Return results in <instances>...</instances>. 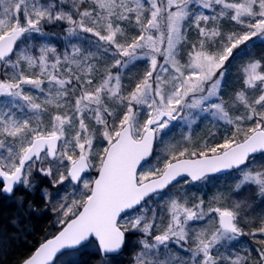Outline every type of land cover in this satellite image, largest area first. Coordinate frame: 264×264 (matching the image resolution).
Instances as JSON below:
<instances>
[{
    "label": "snow or ice",
    "instance_id": "1",
    "mask_svg": "<svg viewBox=\"0 0 264 264\" xmlns=\"http://www.w3.org/2000/svg\"><path fill=\"white\" fill-rule=\"evenodd\" d=\"M224 21L239 30L223 33ZM45 25L66 26L62 51L36 43ZM189 33L196 40L182 63ZM254 38L264 43V0H0V195L34 211L37 192L53 205L45 180L57 194L73 187L52 208L62 230L21 264H55L62 250L90 246L93 264H113L137 233L134 264H264V239L255 257L232 248L264 235V215L241 227L247 201L228 206L221 194L189 206L172 193L229 172L236 195L255 186L264 199V63L243 66L234 99L223 90L230 62L251 56ZM137 62L146 67L129 86L123 73ZM201 118L223 124L220 139L165 141L174 122L191 128ZM160 145L163 164L151 167Z\"/></svg>",
    "mask_w": 264,
    "mask_h": 264
},
{
    "label": "trees",
    "instance_id": "2",
    "mask_svg": "<svg viewBox=\"0 0 264 264\" xmlns=\"http://www.w3.org/2000/svg\"><path fill=\"white\" fill-rule=\"evenodd\" d=\"M227 25V28L221 27L222 32L225 34L236 29H234L235 23L227 21ZM191 36L192 35L189 33V37ZM195 40L196 37L192 38L190 43L195 42ZM254 43L255 46L250 48L251 56L238 57L230 62L229 72L227 73L223 85L225 99H234L235 92L243 89V66L248 63L250 59H258L264 63V43H261L260 41ZM190 47L191 44H189V49ZM140 65L141 64H138L137 66ZM135 76H137V74L131 75V73L127 71L126 74L123 75L122 79L125 84L132 86L135 82L132 78ZM97 82L98 80L94 81V83ZM38 97L43 99L42 95ZM54 111L55 106L49 105V112L51 113ZM230 114L240 115V111H237L236 114L233 112ZM44 119L47 122L46 117ZM211 130L212 129H204L197 140L192 138L194 133V131H192L189 136L191 143H200L205 139H210V134L212 133ZM175 135L177 137H181L182 133L180 132V134H178L176 131ZM217 135H219L218 132L216 133V139H218ZM183 141L185 143H189L187 140ZM42 187L47 188L50 192H52L55 199L52 206H47L45 201L41 199L39 192H37L34 196H29L28 199L35 202L34 211H29L27 207H18L15 197L0 195V264H20L21 261L28 258L42 242L55 235L62 227L56 222L57 214L56 211L53 212L52 208L55 206L56 201L66 196L69 190L68 184L65 188H60L58 194L57 190H55L51 184L49 185V182H44ZM20 191V189L17 190V195H19ZM247 237L248 239L239 238L236 243L232 244V248L235 252L238 251V253H241V255H246L247 252H251V256L255 257L256 249L260 246L258 244L260 239L257 236L247 235ZM130 244L128 245L127 250L123 251L114 259L113 264L131 263L132 253H130ZM94 251V246L82 249L77 254V260L67 262L66 264H93V261L96 259Z\"/></svg>",
    "mask_w": 264,
    "mask_h": 264
},
{
    "label": "rangeland",
    "instance_id": "3",
    "mask_svg": "<svg viewBox=\"0 0 264 264\" xmlns=\"http://www.w3.org/2000/svg\"><path fill=\"white\" fill-rule=\"evenodd\" d=\"M234 23V22H232ZM227 21L222 22L221 27L227 28ZM66 26H61V25H45L44 26V31L47 33L46 36L44 37H38L36 39V43H41V42H47L51 45H54L57 47L58 51H62L63 48L66 46L67 41L64 39V31L63 28ZM234 27V26H233ZM236 28V29H235ZM234 31H238L239 27L235 24ZM192 36L189 37V41L192 40V38H195L196 35L195 33H190ZM254 42H259L258 40H255ZM191 44V43H189ZM243 47V46H241ZM189 50V45L184 48L182 51V63L187 61V51ZM138 64H141L140 66H137ZM146 67V64L142 62H137L135 65H130L127 70L124 71L123 75L126 74L127 71L131 73V75H139L144 71V68ZM115 72V69H113ZM130 75V74H129ZM25 90L30 91L31 94L35 96H40L41 94L35 90L32 89L31 86L25 85ZM234 114L237 113V111L233 112ZM46 119L48 120L49 117L46 115ZM44 117V118H45ZM94 123V122H93ZM200 126V127H199ZM206 129H212V133H219L217 135V138L220 139V137L223 134V124L217 125L211 118L208 119H199L196 123H194L191 128H189L184 122H179L176 123L174 122V127L170 134L165 137L166 142H171V143H176V142H182L185 143L183 140H185V137H189L190 133L194 131L193 133V139H199V136L203 130ZM177 131L178 134L180 132L182 133L181 137H177L175 135V132ZM165 156V153L163 151V145H160L156 147V152L154 157L151 160V167H161L163 164V157ZM159 158V160H158ZM149 166H145L144 170H148ZM95 170V169H94ZM89 178L93 179L94 176L91 175ZM45 182H48L45 180ZM50 185V182H49ZM235 185V181L233 180V174L229 175L227 177H218V178H213L209 179L207 182H199L198 184H193V183H184L181 181L180 183L176 184V187L172 189V193L174 195H178L179 198H183L184 196L188 197V203L189 206L193 202H196L199 198H203L205 200V203L207 204L214 196L217 195H223L225 198L227 205L231 206V203L233 200L237 201H247V203L251 206L250 208L247 209V212L245 214V219L241 221V227L244 228L245 232L251 231L254 227L259 226V218L264 215V199H262L259 195L258 192L255 188V186H246V190L243 191L241 195H236L235 192L233 191ZM67 186V182H66ZM65 186V187H66ZM63 187V188H65ZM55 188V187H54ZM62 188V187H61ZM82 188V185H81ZM68 193L66 196L69 197V200L73 198V187L72 185L68 184ZM57 190V188H55ZM78 195V193H77ZM168 198L166 197L164 201H160L159 204H156L153 202V200H149L148 202V208H155L157 211H159V206L164 205L165 201ZM54 212V211H53ZM56 222L59 218V214L56 212ZM151 215V213H149ZM254 236H257L260 240L264 239V235L260 233H256ZM142 235L140 233H137L135 236H133L132 243L130 244V253L132 261L130 264H134V257L135 255L140 251V246L136 244V241L141 239ZM247 238V235L241 236L240 239ZM237 242V241H236ZM233 242V243H236ZM178 250L173 249V253H176ZM238 253V251L236 252ZM78 253L74 255H69L66 254L64 255L58 262L57 264H66L67 262H72L77 260V255ZM241 255V253H238ZM180 255H189L188 253L181 254Z\"/></svg>",
    "mask_w": 264,
    "mask_h": 264
},
{
    "label": "water",
    "instance_id": "4",
    "mask_svg": "<svg viewBox=\"0 0 264 264\" xmlns=\"http://www.w3.org/2000/svg\"><path fill=\"white\" fill-rule=\"evenodd\" d=\"M155 152V151H154ZM154 155V154H153ZM153 157V156H152ZM152 157H150L149 159L151 160L152 159ZM92 172V170L90 171V173ZM227 173H229V172H221V173H217V174H214L213 176H219V175H224V174H227ZM89 174V173H88ZM194 183H197V182H194ZM18 190V189H17ZM62 230V229H61ZM59 233V232H58ZM58 233H56L54 236H52V237H50V238H48V239H46L44 242H42V243H45V242H47V240H50V239H54V237L56 236V235H58ZM41 243V244H42ZM40 244V245H41ZM40 247V246H39ZM39 247L36 249V251L39 249ZM35 251V252H36ZM35 252L33 253V255L35 254ZM62 252H63V254L64 253H66L67 251L66 250H62ZM62 254H60V253H58L57 254V257L56 258H54V261L56 262L57 261V259H58V257L59 256H61ZM30 258V257H29ZM21 264V263H20Z\"/></svg>",
    "mask_w": 264,
    "mask_h": 264
},
{
    "label": "flooded vegetation",
    "instance_id": "5",
    "mask_svg": "<svg viewBox=\"0 0 264 264\" xmlns=\"http://www.w3.org/2000/svg\"><path fill=\"white\" fill-rule=\"evenodd\" d=\"M91 175H93L94 176V178L93 179H95V177H96V173L93 171L91 174H88V176H91ZM127 238V237H126ZM123 252V251H122Z\"/></svg>",
    "mask_w": 264,
    "mask_h": 264
},
{
    "label": "bare ground",
    "instance_id": "6",
    "mask_svg": "<svg viewBox=\"0 0 264 264\" xmlns=\"http://www.w3.org/2000/svg\"><path fill=\"white\" fill-rule=\"evenodd\" d=\"M60 229H62V227H61ZM51 237H52V236H51ZM49 238H50V237H49ZM47 239H48V238H47ZM39 246H40V245H39ZM39 246H38V247H39ZM38 247H37V248H38ZM37 248H36V249H37ZM36 249L34 250V252L36 251ZM34 252H33V253H34ZM33 253H32L29 257H31V256L33 255ZM29 257H28V258H29ZM28 258H26V259H28Z\"/></svg>",
    "mask_w": 264,
    "mask_h": 264
}]
</instances>
